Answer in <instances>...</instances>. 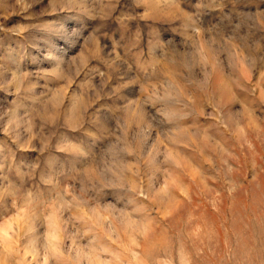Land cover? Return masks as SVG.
<instances>
[{"label": "rangeland", "instance_id": "374dc122", "mask_svg": "<svg viewBox=\"0 0 264 264\" xmlns=\"http://www.w3.org/2000/svg\"><path fill=\"white\" fill-rule=\"evenodd\" d=\"M177 5L0 0V264H264V0ZM145 89L173 119L132 156ZM47 101L54 147L20 119Z\"/></svg>", "mask_w": 264, "mask_h": 264}, {"label": "clouds", "instance_id": "9594fccd", "mask_svg": "<svg viewBox=\"0 0 264 264\" xmlns=\"http://www.w3.org/2000/svg\"><path fill=\"white\" fill-rule=\"evenodd\" d=\"M247 0H233V3H246ZM142 3L145 5L148 10V14H159V15H167L174 8H177V0H142ZM190 19V17H187ZM258 22L264 24V14H261L258 17ZM193 30V36L199 37L201 32L198 27L194 24L191 25ZM192 39L193 37H188ZM179 43V40H177ZM230 43V42H229ZM200 51H204V46L201 45ZM208 55H211L209 52ZM239 62L241 66H243V53H240L238 56ZM167 75V73H165ZM23 79L27 80L28 77L25 75ZM0 90H3V85H0ZM17 96L22 97L24 101H28L30 97L23 90L22 86H18L15 89ZM145 94L147 99H138L131 101L124 109L121 110L120 120H122L125 124L123 129L124 135L122 139L125 142V151L132 156L139 155V145L135 140H129V130L133 129V125H135V129L133 130V135H138L135 130H140V132L146 131L149 128L153 127L154 122L160 126L165 125L171 119H173L172 113L168 110L165 102L168 97L161 96L159 100L162 102L161 106L154 109L157 115H153L152 112H146L143 108L145 103H150L153 94L149 89H145ZM99 93H97L98 97ZM185 99H190L186 97ZM91 102V101H90ZM86 106V105H85ZM20 119L26 120L28 123L29 131L31 132L33 128L37 127V121H39L38 127L40 129L38 135L42 138L43 143L50 147H54V144H51V140L53 137L59 139L58 130L60 128L69 127L68 125L61 122L58 108L53 106L50 101L44 102L39 108L33 107L31 109L25 108V115ZM120 121H117L119 123ZM71 131H76L77 129L72 127ZM47 131V135H44V132ZM172 156L171 150H169L168 157ZM2 195V194H0ZM50 253H46L43 257V264H48V257Z\"/></svg>", "mask_w": 264, "mask_h": 264}]
</instances>
